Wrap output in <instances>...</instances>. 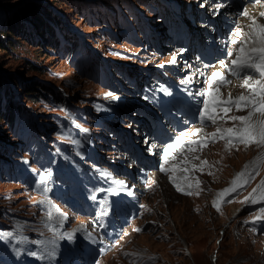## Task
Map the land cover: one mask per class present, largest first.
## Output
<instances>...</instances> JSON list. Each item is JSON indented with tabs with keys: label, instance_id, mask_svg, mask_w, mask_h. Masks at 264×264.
<instances>
[{
	"label": "rangeland",
	"instance_id": "1",
	"mask_svg": "<svg viewBox=\"0 0 264 264\" xmlns=\"http://www.w3.org/2000/svg\"><path fill=\"white\" fill-rule=\"evenodd\" d=\"M161 1H173L183 10L187 3L195 6L193 0H158L164 7ZM154 2L0 0L1 30L11 24L29 30L31 37H38V31L34 32L31 24L24 20L34 19L36 23L41 17L44 21L46 12L53 19L50 24L54 19L62 23L61 28L55 27L58 41L63 42V30L75 41V46H71L73 50L69 51L63 43L56 48L39 47L36 42L29 43L10 33L7 37L10 44L0 49V108L7 104L8 95L13 107L16 106V124L10 126L0 119V234L12 233L11 236L1 235L11 248L18 241L28 249L32 244L44 242L48 235L62 236L67 229L75 232L84 226L94 229L90 216L75 213L67 204L56 203L51 198L41 201V196L26 180V177L42 179L53 164L67 166L77 156H84L80 148L86 143L79 130L106 138L107 143L100 150L105 161L123 159L125 166L136 168L135 161L131 157L124 158L119 147L114 150L113 144L108 145L116 131L138 136L141 128L137 121L140 113L125 109L119 102L134 106L132 99L141 101L135 91L142 87L141 79L146 72H151V76L153 71L161 69L160 64L173 58L181 60L178 65L183 64L178 47L165 44L161 51H154L150 46L129 40L123 31L122 22L132 24L138 15L162 30L161 18L148 9ZM193 60L192 55L187 56V64H194ZM103 64L109 66L107 75L111 74V79L106 81L98 74ZM213 65L206 68V75ZM194 67L196 65L190 66L188 74L201 78L204 71L198 72ZM218 67L219 64L213 68ZM35 80L44 82L47 88L32 102L20 85ZM230 80L231 84L221 88V96L229 91L232 96L247 94L248 90L241 87L242 80L234 84ZM115 84L117 88L113 87ZM200 86L202 91L207 83L202 82ZM56 90L65 92L69 103L59 97ZM116 105L125 112L119 113V118L109 119L107 112ZM246 114L247 110L238 112L232 108L228 116ZM236 123L227 118L218 119L207 128L194 125L190 135L188 129L181 133L211 136L217 127L230 128ZM107 126H112V134H108ZM196 129L202 131L196 132ZM86 138L94 141L89 135ZM226 143L225 138L217 135L215 142L204 145L208 146L206 148H188L182 152L179 165L168 174L163 175L159 170L149 172L140 215L116 237L107 240L98 264H264V229L255 228L264 227V222L256 225L257 220L251 221L264 202L252 206L242 203L264 180V162L260 163L258 174L250 183L227 197L232 202H221L220 211L213 206V201L220 199L217 193L231 187L236 173L264 154V148L243 144L226 147ZM177 186L181 190L178 191ZM141 188L140 184H135L136 192ZM186 191L199 194L186 195Z\"/></svg>",
	"mask_w": 264,
	"mask_h": 264
},
{
	"label": "snow or ice",
	"instance_id": "2",
	"mask_svg": "<svg viewBox=\"0 0 264 264\" xmlns=\"http://www.w3.org/2000/svg\"><path fill=\"white\" fill-rule=\"evenodd\" d=\"M255 2L260 3L261 0H255ZM240 15L250 20V23L247 25L248 31L245 32L241 28H237L230 41L231 44L236 45V48L227 52L228 57L234 56V58L231 59L230 66L225 64L223 60L220 61V64L222 67L229 69L231 76L242 80L241 87L246 88L249 94L245 95L241 93L233 97L231 93H228L226 99H221V88L231 84V80L224 73L214 71L207 78L208 89L206 93H202V95H205V99L203 100V108L200 110V117L202 121L207 120L212 124H216L218 119L225 118L238 122L230 128L217 127L216 132L210 134L214 138L213 142H215V137L218 135L226 139V147L243 144L246 147L256 145L264 148V22H261V18H264V12H261L258 18L252 16L245 9ZM233 107L238 112L247 110V114L228 116ZM217 110L223 112L224 116H219ZM196 131L200 132L202 129H197ZM185 143H206V141H184L181 139V136H177L175 144H168L164 150L165 162L167 163V158L171 155L169 149L180 146L182 150ZM172 158L174 159L175 157L173 156ZM195 159H199V157H195ZM261 162H264V154L258 156L252 164H246L244 170L237 173L236 178L231 181V187L217 193L220 199L219 201L214 200L213 206L218 211H220L221 202H232L227 197L233 193H238L239 189L251 182L254 175L258 174ZM201 163L207 162L201 161ZM161 171H168V169H165L162 165ZM177 190H181L179 186H177ZM44 191L46 192L47 189L45 188ZM185 194L198 195L199 192L192 193L186 191ZM262 202H264V180H261L257 187L253 188L252 192L242 201V203L251 204ZM259 219H264V206L258 209V214L253 223ZM0 235L11 236L12 233L8 232Z\"/></svg>",
	"mask_w": 264,
	"mask_h": 264
},
{
	"label": "trees",
	"instance_id": "3",
	"mask_svg": "<svg viewBox=\"0 0 264 264\" xmlns=\"http://www.w3.org/2000/svg\"><path fill=\"white\" fill-rule=\"evenodd\" d=\"M23 11V10H22ZM45 20L43 21L41 17H39L40 20H37L36 23L34 19H28L26 18L24 22L30 23L32 29H34V32H37L38 37H31V33L29 34V30L27 31L24 28L20 27H14L10 24V27L8 26L5 29H0V49L7 48V46L10 44L7 37H9L10 33H14L16 36L23 37L27 42H36L35 44L39 47H43L44 45H52L54 48L58 47L60 43H63L66 45V48L68 50H73V47L75 46V41L72 39L71 35L69 33H66V30H63V42L58 41L57 36L55 35V27L59 26V28L62 27V23L58 19H54L55 22L53 24H50V21L53 19H50L48 13L45 12L43 15ZM49 20V23L47 20ZM28 26V25H27ZM40 41H39V40ZM10 40V39H9ZM54 44V45H53ZM73 46V47H71ZM37 47V48H39ZM29 67H32L33 69L36 68L34 65H29ZM21 86V90L25 96H27L30 101H36L39 97H41V90L46 89V85L44 82L40 80H35L30 83H23ZM56 94L61 97L60 93L56 90ZM7 104L4 105L1 109L0 108V119H4L7 124L10 126L16 124V120L14 116H16V106L13 107V100L8 95L7 97Z\"/></svg>",
	"mask_w": 264,
	"mask_h": 264
},
{
	"label": "bare ground",
	"instance_id": "4",
	"mask_svg": "<svg viewBox=\"0 0 264 264\" xmlns=\"http://www.w3.org/2000/svg\"><path fill=\"white\" fill-rule=\"evenodd\" d=\"M230 2H231V0H227V2L220 3L219 4V3L211 2L210 0H203V2L200 3L199 7H202L204 9V11L208 12V14L206 16L207 22L206 23L199 24V26L202 27L201 29L203 31H207L209 34H213L215 32V28L214 27L216 26V22L220 21V23L222 25H224V22H230V23H232L233 19L235 20V16L238 14L239 15V17H238V21L239 22H238V25L235 28V31L239 27L243 31L246 32V31H248L247 25L250 23V20L248 18L240 15V13L243 12L245 9H247L252 16H256V17L259 18V14L261 12H264V3L255 4V5H250V4H247L246 5L245 4V5H243L244 10L243 11H240V13L237 12V9L236 8H234L233 11L232 10L228 11L226 9V6L227 5H230ZM208 4H212V5H208ZM213 10L218 11V15L214 17V22H212V21L209 20V17L211 16L210 14L213 12ZM222 16H223V18H222ZM261 22H264V18H261ZM220 30H221V32H223V28L221 26H220ZM227 39H229V38L227 37V35L225 33L224 35H221V38L216 39V42L219 45H222L224 42L225 43L227 42ZM218 64H219L218 69L217 70H213L212 72H214V71H220V72L224 73L225 75H227L226 68L225 67H222L221 64H220V62ZM225 64H227V62H225ZM205 67H206V64L205 63H202V62H199L198 61V63L196 64V67H194L193 69H196L198 72H201L202 70L205 69ZM227 93H230V91L227 92ZM227 93H226L225 96L228 95ZM140 134H142V133L140 132ZM142 139H143V142L142 143L141 142L138 143V145L142 148V150L145 151L148 147H151L150 151L147 152L148 153V157L153 156L152 158H154V157L159 158L160 157L159 156L160 144H155L153 146V144H152V142H153L152 135L144 136V137L141 138V140ZM135 143H136V141H135ZM219 144H221V143H219ZM209 146H211V145H209ZM240 146H243V145H240ZM206 147H208V146H198L196 148L197 149H200V148H206ZM249 147H251V146H249ZM262 150L264 152V149H262ZM258 153H259V151H258ZM152 163H153L152 160H149L148 161V164H152ZM155 176L157 177V174ZM233 211H236V209H233Z\"/></svg>",
	"mask_w": 264,
	"mask_h": 264
}]
</instances>
